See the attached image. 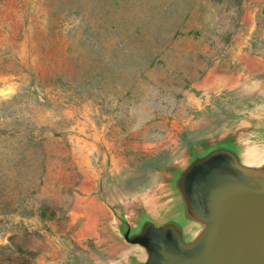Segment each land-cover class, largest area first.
<instances>
[{
  "label": "rangeland",
  "instance_id": "rangeland-1",
  "mask_svg": "<svg viewBox=\"0 0 264 264\" xmlns=\"http://www.w3.org/2000/svg\"><path fill=\"white\" fill-rule=\"evenodd\" d=\"M208 177L264 191V0H0V245L198 261Z\"/></svg>",
  "mask_w": 264,
  "mask_h": 264
},
{
  "label": "water",
  "instance_id": "water-1",
  "mask_svg": "<svg viewBox=\"0 0 264 264\" xmlns=\"http://www.w3.org/2000/svg\"><path fill=\"white\" fill-rule=\"evenodd\" d=\"M210 177L206 181L216 186L210 195L211 208L220 218L218 235L208 255L198 261L163 248L167 264H264V191Z\"/></svg>",
  "mask_w": 264,
  "mask_h": 264
},
{
  "label": "trees",
  "instance_id": "trees-1",
  "mask_svg": "<svg viewBox=\"0 0 264 264\" xmlns=\"http://www.w3.org/2000/svg\"><path fill=\"white\" fill-rule=\"evenodd\" d=\"M0 264H39L37 252L12 242L0 245Z\"/></svg>",
  "mask_w": 264,
  "mask_h": 264
},
{
  "label": "bare ground",
  "instance_id": "bare-ground-1",
  "mask_svg": "<svg viewBox=\"0 0 264 264\" xmlns=\"http://www.w3.org/2000/svg\"><path fill=\"white\" fill-rule=\"evenodd\" d=\"M209 176H212V174H210ZM206 180V179H205ZM206 188H205V185H203V190H205Z\"/></svg>",
  "mask_w": 264,
  "mask_h": 264
},
{
  "label": "flooded vegetation",
  "instance_id": "flooded-vegetation-1",
  "mask_svg": "<svg viewBox=\"0 0 264 264\" xmlns=\"http://www.w3.org/2000/svg\"><path fill=\"white\" fill-rule=\"evenodd\" d=\"M214 188H216V186H214Z\"/></svg>",
  "mask_w": 264,
  "mask_h": 264
}]
</instances>
